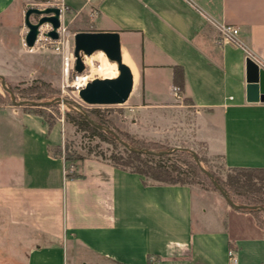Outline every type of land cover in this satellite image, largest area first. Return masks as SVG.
<instances>
[{
  "label": "crops",
  "instance_id": "obj_1",
  "mask_svg": "<svg viewBox=\"0 0 264 264\" xmlns=\"http://www.w3.org/2000/svg\"><path fill=\"white\" fill-rule=\"evenodd\" d=\"M67 1L64 22L85 19L74 32L120 33L131 96L138 81L148 110L189 108L195 138L226 166L264 167V100H247L246 79L248 58L264 69V0ZM20 11L24 0H0L3 65L22 52L11 48V27L26 45ZM221 22L239 28L241 45L221 39ZM62 130L0 104V264H153L152 255L161 264H264V227L251 212L213 189L156 181L96 156L69 177L67 160L51 150Z\"/></svg>",
  "mask_w": 264,
  "mask_h": 264
},
{
  "label": "rangeland",
  "instance_id": "obj_2",
  "mask_svg": "<svg viewBox=\"0 0 264 264\" xmlns=\"http://www.w3.org/2000/svg\"><path fill=\"white\" fill-rule=\"evenodd\" d=\"M35 1L39 0H24V11L22 13L20 11L18 19L20 25L24 23L22 18L26 9L37 6L33 4ZM82 2L83 0H77L76 4L79 5ZM32 19L36 21L38 16L32 15ZM83 20H85L83 17L76 18V21L69 25L70 29L73 31L81 27ZM10 29L12 30L10 31L11 48L15 49L16 46H21L22 52L11 53L9 66L0 62V94L2 95L0 97H4L0 104L19 105L29 111L42 109L51 116L50 120L55 124L60 122L64 134V140L60 145L63 155L70 157L67 160L69 173L73 172L72 167L79 162L77 157L80 155L115 159L135 165L137 162L128 158L127 147L123 144H128V142H133L137 148L142 147L141 144H138L139 142H145L151 143V146H154L156 150L170 152L183 149L193 150L199 158H202L200 159L202 166L211 174L214 173L222 179H227L234 173L225 165L220 155H208L204 146L197 141L194 133V115L188 110L189 108L180 110L175 108L176 110L173 111L148 110L147 106L141 104L147 97H136L137 92L141 89L138 81L133 96L125 103L88 104L80 96L75 95L71 86L67 84L60 53L55 52L51 47L31 49L20 38H17L16 28L11 27ZM72 42L74 43V38H72ZM88 57L89 61L93 60V66H99L102 62L99 51ZM91 73L93 76H101L95 71ZM2 77H4L8 89L3 87ZM46 83L50 84V87ZM24 100H30L27 103L36 101L41 104L31 106V104L23 103ZM55 101H57L55 105H49ZM184 101L189 102V98L184 97ZM137 104L141 105L136 106ZM97 107L101 109L102 117L105 119V125H102L101 128L106 139L94 135L92 131L79 129L66 119L67 111H84V109ZM108 128L118 135L120 134L124 141L121 142L115 136L113 137L108 132ZM191 157L190 153L180 151L173 154L169 161L188 169ZM212 176L214 177V175ZM189 183L201 189H213L222 195L219 189L213 188L210 176L201 175ZM222 197L224 196L222 195ZM262 219L264 220V214Z\"/></svg>",
  "mask_w": 264,
  "mask_h": 264
},
{
  "label": "water",
  "instance_id": "obj_3",
  "mask_svg": "<svg viewBox=\"0 0 264 264\" xmlns=\"http://www.w3.org/2000/svg\"><path fill=\"white\" fill-rule=\"evenodd\" d=\"M32 15H37V21L32 19ZM61 9L57 6H47L44 8L31 6L24 13V23L27 27L25 34V43L28 47H33L40 32V26L44 23L52 25V29L47 35L52 38H59L58 27L61 25ZM96 51H104L108 59L117 62L119 73L116 77H95L81 89L79 96L88 104H120L125 103L130 98L135 85L134 72L131 66L124 61L120 33L118 31H78L74 35V55L76 57L75 70L82 72L85 69V63L82 55H92ZM247 100H264V69L252 58L247 59ZM2 85L8 89L4 77ZM15 99V98H14ZM23 103L30 102L24 100ZM21 103V102H19ZM33 104L41 102L33 101ZM92 121V120H91ZM103 127L102 125H98ZM114 132L112 129L108 128ZM116 133V132H114ZM117 134V133H116ZM130 150H137L125 144ZM195 159L201 164L200 158L194 152ZM211 177L213 183L220 190L222 195L230 205L238 209L253 208L254 205L239 204L234 202L228 193L218 184L212 174L202 167Z\"/></svg>",
  "mask_w": 264,
  "mask_h": 264
},
{
  "label": "trees",
  "instance_id": "obj_4",
  "mask_svg": "<svg viewBox=\"0 0 264 264\" xmlns=\"http://www.w3.org/2000/svg\"><path fill=\"white\" fill-rule=\"evenodd\" d=\"M46 84L50 87V84ZM0 96L2 95L0 94ZM3 99L4 97H0V103L3 101ZM56 103L57 101L50 103L49 105H55ZM27 104H31V106H34L33 103ZM31 111L43 115L48 121L50 128L54 126V121L50 120L51 116L42 111V109H31ZM102 114L103 113L99 107L84 109V111L71 110L66 112V119L77 126V128L92 131L94 135H98L102 139H106L104 131L101 127L98 126L105 125V119L104 117H102ZM108 132L111 133L113 137L115 136L116 138H118L121 142L124 141L120 134L118 135V133L116 134L110 130H108ZM123 144L125 145V143ZM128 144L130 147H136L133 142H128ZM138 144H141L142 147H136L137 150H130L125 145L127 147L126 151L128 152V158L131 159V161L134 160L135 162H137L135 165L121 162L115 159L110 160L118 167L134 172H139L160 182L190 184L189 182L201 175L209 176L203 170L202 164L198 163L195 159V151L193 150L183 149L170 152L166 150H156L154 146H151V143L148 144L145 142H139ZM51 150L54 154L63 155V149L61 145L53 146L51 147ZM180 151L184 153H190L192 155L190 161L188 162V169L178 165L175 162L169 161L170 157L173 154ZM64 157L66 160L70 158L68 155H65ZM85 157L87 156L80 155L77 157V159L81 161ZM228 168L231 169V171H233L234 173L229 175L227 179H222L212 173V175H214V179L228 193V196L234 202L239 204L254 205L255 207L253 208H244L241 210L249 211L254 214L258 223L264 227V220L262 219V216L264 214V167ZM79 175L80 174L75 171L68 173L69 177H76ZM211 184L213 185L214 189H218L213 183L212 179ZM149 264H151L150 261Z\"/></svg>",
  "mask_w": 264,
  "mask_h": 264
},
{
  "label": "built area",
  "instance_id": "obj_5",
  "mask_svg": "<svg viewBox=\"0 0 264 264\" xmlns=\"http://www.w3.org/2000/svg\"><path fill=\"white\" fill-rule=\"evenodd\" d=\"M94 0H84V5L93 6ZM38 7L44 8L47 6H57L61 9V25L58 27L59 38H52L51 36L47 35V32L52 29V25L49 23H44L40 26V32L36 43L31 49L35 48H46L51 47L55 52L61 54L64 64V74L66 77V82L68 85L71 86L72 92L79 96V93L82 88H84L87 83L94 79L96 76L92 75L91 64L88 62V55L83 54V61L85 63V69L82 72H78L75 70V61L76 57L74 55V43L72 42V38L76 32H73L69 25L64 22V17L66 14L71 12V6L67 0H39L33 2ZM98 9L93 8L92 14L93 16L98 14ZM37 21V20H36ZM219 33L222 40H233L237 44H242L239 40V33L240 30L237 26L227 23L221 22L218 23ZM177 89V88H176ZM177 93V92H176ZM230 257L234 262L237 261V258L234 257L233 250L229 251ZM151 260L153 264H161L160 259L152 255Z\"/></svg>",
  "mask_w": 264,
  "mask_h": 264
},
{
  "label": "bare ground",
  "instance_id": "obj_6",
  "mask_svg": "<svg viewBox=\"0 0 264 264\" xmlns=\"http://www.w3.org/2000/svg\"><path fill=\"white\" fill-rule=\"evenodd\" d=\"M102 56V62L99 66H93V60L88 62L91 64V70L97 72L101 77H116L119 73L117 62H113L107 59V55L104 51H99ZM89 58V57H88ZM93 66V69H92Z\"/></svg>",
  "mask_w": 264,
  "mask_h": 264
}]
</instances>
